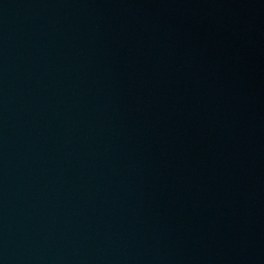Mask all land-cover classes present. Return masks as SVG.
Here are the masks:
<instances>
[{
  "label": "water",
  "instance_id": "1",
  "mask_svg": "<svg viewBox=\"0 0 264 264\" xmlns=\"http://www.w3.org/2000/svg\"><path fill=\"white\" fill-rule=\"evenodd\" d=\"M0 264H264V0H0Z\"/></svg>",
  "mask_w": 264,
  "mask_h": 264
}]
</instances>
